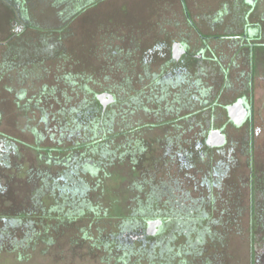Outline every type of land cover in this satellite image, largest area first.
<instances>
[{
  "label": "flooded vegetation",
  "instance_id": "1",
  "mask_svg": "<svg viewBox=\"0 0 264 264\" xmlns=\"http://www.w3.org/2000/svg\"><path fill=\"white\" fill-rule=\"evenodd\" d=\"M23 1H0V48L31 31L41 37L38 56L26 62L31 54L10 50L0 60V86L10 73L17 83L32 81L24 73L34 64L59 60L64 30L86 13L90 26L99 24L102 5L110 28L100 36L109 35L110 48L99 54L107 74L101 90L92 75L75 76L80 63L97 60L91 46L74 47L70 73L62 62L36 75V97L9 90L29 122L38 119L28 132L46 169L23 178L39 188L11 186L25 144L2 133L0 106V255L17 254V264L33 259L22 254L55 245L72 226L96 252L89 262L264 264V250H255L264 248V0H125L123 14L121 0H55L69 8L51 18L58 31L38 26L50 0ZM136 6L149 13L132 15ZM141 114L150 120L141 123ZM153 131L159 137H143ZM108 166L135 176L130 203L110 214V232L90 238L82 220L106 216L92 190ZM242 246L246 259L236 255Z\"/></svg>",
  "mask_w": 264,
  "mask_h": 264
},
{
  "label": "rangeland",
  "instance_id": "2",
  "mask_svg": "<svg viewBox=\"0 0 264 264\" xmlns=\"http://www.w3.org/2000/svg\"><path fill=\"white\" fill-rule=\"evenodd\" d=\"M55 0H50V3L48 4V7L43 6V12L38 19V26L43 29H51V30H57L61 28V23H58L59 21H55V19L51 18L55 17L56 15H59L63 13V10L66 9V7L63 4H54ZM125 0H121V10L120 14H123V3ZM110 4V3H109ZM107 6V5H106ZM3 4L0 3V14L4 11L3 9ZM110 7V5H108ZM196 9V7H194ZM41 10V8H40ZM134 13L132 15H137V17L141 16L143 13H149L148 8L145 9L143 7V10L139 8V6H136L133 8ZM100 14L103 16V18L100 17L101 22L99 24H92L90 26V13H86L87 17L78 21L76 25H69L67 29H63L65 33L67 34V37L64 41L61 42L60 47L61 49H64L65 52L63 53V56L58 60L54 59L53 61H47L45 63H40L39 65L42 67L36 66V64L33 65L32 71L27 70L24 74L29 75V77L32 78L31 80H26L23 83H17V76L16 73H10V77L8 78V81H4V85L0 86V106L5 110V121L3 125L1 126V130L3 134L6 135H15L18 139H20L25 146H23L21 150V157H17L16 159V164L19 163L22 167L19 168L18 173H14L15 179L12 180L11 186L15 190L16 193L21 190H25V184L28 186L32 185V187L39 188L36 185H34L31 182H28L27 177L23 178L26 174L27 171L30 169L34 170H41V169H46V166H42V159L39 157L37 154V150L34 147V139L32 138L28 127L31 125H35L38 122V119L31 120V123L29 122V116L28 114L24 115L21 109L17 107L15 104V99L12 97L10 98V93L9 90H14L16 94L22 93V91L27 92L28 97H36L37 92L40 90V86L42 85L41 82H34L37 76H44L45 69L49 70V73H55V67L57 64H61L62 62L64 63V67L66 68L65 74L70 73L74 69V65L77 63L75 62L76 53L74 50V47L81 46L82 48H90L96 52V55H94V58L97 59L93 65L90 67L89 65H85L84 63H80L83 65L79 71L75 72L76 77L82 78L84 75H92L93 78L95 79V85L93 86L94 89L101 90V85L102 83L104 85V78L107 75L105 71H102V67H104V57L100 56V52H104L105 50L110 48V38L106 35L100 36L102 33L106 31L105 28L106 26L108 27L110 25V18L106 19V13L109 12L107 8L102 5L100 9L98 10ZM93 12V11H92ZM151 12H154V9H151ZM129 13V10L126 11V14ZM155 13V12H154ZM153 13V14H154ZM33 14V13H32ZM197 14V13H195ZM34 15V14H33ZM65 15V14H64ZM106 15V16H104ZM131 15V14H130ZM129 15V17H130ZM50 16V17H49ZM154 16V15H153ZM88 19V20H87ZM152 24V21L149 22ZM140 23H136L135 27L137 28ZM96 25V26H95ZM106 25V26H105ZM110 28V27H108ZM150 28V27H149ZM62 30V31H63ZM110 31V29H109ZM31 32V31H30ZM27 32L24 36V38H19L17 44L13 43L11 45V49L9 48H0V60H2V57L6 55L10 50V53H23V54H31L32 57H27L26 62L29 59L36 60L37 54L35 53V49H37L39 46V38L40 34L38 33H30ZM90 33H95L92 34L91 37L89 36ZM51 36V35H50ZM52 35V37L54 38ZM147 37V35L145 36ZM3 41V40H0ZM3 43V42H1ZM80 44V45H77ZM9 45V44H8ZM103 59H102V58ZM4 58V57H3ZM5 59V58H4ZM83 59H88V56H84ZM78 62V61H77ZM134 62H136L134 60ZM101 67V68H100ZM91 69V70H89ZM97 70V71H96ZM91 71V73L89 72ZM105 73V74H104ZM15 78V80H14ZM34 79V80H33ZM72 92L67 88L66 89V95H71ZM81 96H83V91H81ZM11 100V102H10ZM57 113V112H56ZM141 123H145L150 120V118L144 116L141 114ZM39 118V116H37ZM155 131L150 132V133H143V137L147 139H154L159 136H155ZM138 137V135H135ZM50 169V168H49ZM152 173H154V169L151 168ZM124 172V173H123ZM107 175L103 178V181L99 184L97 189H93V201L97 203L101 208L106 209L104 212L101 214H106V216H100L101 218L98 219V216L95 217H87L84 220H82V227H88L89 235L91 237H95L97 235V231L103 230L110 232V226L113 228L115 224H110L115 223L112 221L110 218V214L114 215L116 213H120L121 211L119 210L118 207H128V204L130 203V191H129V186L131 185L132 181L135 179V176L131 175L129 176L128 173H125V171L121 170L120 167H116L115 169H112L110 171V166L107 167ZM128 174V175H127ZM139 175V174H138ZM22 181H24L22 183ZM28 182V183H27ZM23 187V188H22ZM17 188V189H16ZM35 190V189H33ZM27 191V190H26ZM115 227V226H114ZM72 226H68L66 228H62L61 235L59 241H57V245H50L46 243H41L35 250H26L25 254H22L23 256H34L33 259H22L23 263L20 264H107L99 261V259L96 260H91L89 262L88 260L86 261L85 257L86 256H92L95 255L96 252H93L90 250L89 244L86 245L83 243V240L79 237L78 238V231L77 228L74 230ZM98 229V230H97ZM59 232V231H58ZM79 239V244L73 242V240ZM81 246V247H80ZM103 248V247H102ZM92 249V248H91ZM96 251V249H94ZM255 250L258 251V253H261L264 248H256ZM98 255L97 257L102 256L103 254L101 252H97ZM249 249L247 247H239L237 250L236 255H240L241 257L249 255ZM14 255L17 254H10V253H5L0 255L3 258L8 261H0V264H17L15 261L13 262V257ZM105 255V254H104ZM35 256L37 257L35 259ZM84 257L80 259H74L73 257ZM46 257V258H43ZM51 258V259H47ZM29 261V262H28Z\"/></svg>",
  "mask_w": 264,
  "mask_h": 264
},
{
  "label": "trees",
  "instance_id": "3",
  "mask_svg": "<svg viewBox=\"0 0 264 264\" xmlns=\"http://www.w3.org/2000/svg\"><path fill=\"white\" fill-rule=\"evenodd\" d=\"M1 2H6L7 0H0ZM17 2H19V1H22V4L24 3V1L23 0H16ZM20 3V2H19ZM24 10V9H23ZM66 10L67 11H69V8H66ZM56 31H58V30H56ZM59 51H65L64 49H61V47L59 48ZM107 151H105V153H106ZM82 185L83 186H85L86 184H84L83 182H82ZM88 186V185H87Z\"/></svg>",
  "mask_w": 264,
  "mask_h": 264
}]
</instances>
